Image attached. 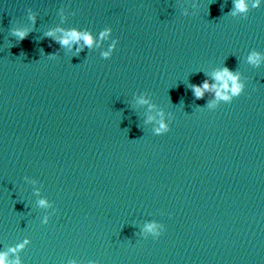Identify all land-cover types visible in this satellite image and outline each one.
I'll list each match as a JSON object with an SVG mask.
<instances>
[{"label": "water", "instance_id": "1", "mask_svg": "<svg viewBox=\"0 0 264 264\" xmlns=\"http://www.w3.org/2000/svg\"><path fill=\"white\" fill-rule=\"evenodd\" d=\"M0 261L264 264V0H0Z\"/></svg>", "mask_w": 264, "mask_h": 264}, {"label": "clouds", "instance_id": "2", "mask_svg": "<svg viewBox=\"0 0 264 264\" xmlns=\"http://www.w3.org/2000/svg\"><path fill=\"white\" fill-rule=\"evenodd\" d=\"M237 7L240 8V9H243L244 5H243V3H238V4H237ZM18 35H19L21 38H23L24 35H25V33H24V32H19ZM70 35H71L72 37H75V36H76V33L73 32V33H71ZM85 40H86V42H89V43H90V41H88V38H87V37H85ZM61 42H62V43H67V40H64V41H61ZM225 76H227L228 79H230V80L233 82V84H232V89H231L232 93H234V94H235V93H238V91H239V89H240V85L236 83V77H235V76H232V75L228 72L227 69H224L222 75H219V74H218V75H217V79L223 80V78H224ZM208 87H209L208 83H207V82H204V84H203V88H204V89H207ZM222 87H225V88H226V87H227V84L224 83V84L222 85ZM193 90H194L195 95H196L197 97H200V96L202 95V92H201L200 87H198V86H194V89H193ZM0 264H2V261H0Z\"/></svg>", "mask_w": 264, "mask_h": 264}]
</instances>
